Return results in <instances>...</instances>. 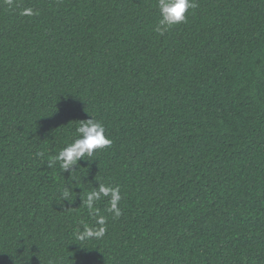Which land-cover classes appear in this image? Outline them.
Here are the masks:
<instances>
[{"label": "trees", "instance_id": "trees-1", "mask_svg": "<svg viewBox=\"0 0 264 264\" xmlns=\"http://www.w3.org/2000/svg\"><path fill=\"white\" fill-rule=\"evenodd\" d=\"M195 3L160 35L158 0H0V264H264V0Z\"/></svg>", "mask_w": 264, "mask_h": 264}, {"label": "clouds", "instance_id": "clouds-1", "mask_svg": "<svg viewBox=\"0 0 264 264\" xmlns=\"http://www.w3.org/2000/svg\"><path fill=\"white\" fill-rule=\"evenodd\" d=\"M196 7L195 0H158L160 19L156 26V31L163 35L173 26L186 22L189 9H195ZM24 14H31V9H25ZM76 137L58 152L53 161L59 162L63 172L70 171V177L75 170V166L79 164L82 158L86 161H91L97 150L106 149L112 144L104 124L95 118L79 121V125L76 128ZM37 155L43 156L44 154L39 152ZM62 198L64 201L72 202L68 189L62 191ZM81 198L82 203L86 205L89 212L94 216L95 226L84 224L83 229L75 233L76 239L79 241L100 239L106 233V217L99 215V209L96 208V204L102 198H109L110 206L107 211L115 217L121 216L122 210L118 206L122 200L121 190L119 186L113 187L99 183L98 187L87 193L86 200L83 197Z\"/></svg>", "mask_w": 264, "mask_h": 264}]
</instances>
